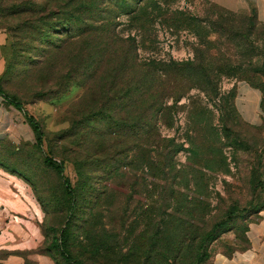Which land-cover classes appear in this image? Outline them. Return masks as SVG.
I'll return each instance as SVG.
<instances>
[{
	"label": "rangeland",
	"instance_id": "1",
	"mask_svg": "<svg viewBox=\"0 0 264 264\" xmlns=\"http://www.w3.org/2000/svg\"><path fill=\"white\" fill-rule=\"evenodd\" d=\"M251 8L230 25L207 0H0L1 86L43 133L0 96V211L29 222L23 264L245 247L264 209V100L257 126L234 105L240 82L264 83Z\"/></svg>",
	"mask_w": 264,
	"mask_h": 264
},
{
	"label": "crops",
	"instance_id": "2",
	"mask_svg": "<svg viewBox=\"0 0 264 264\" xmlns=\"http://www.w3.org/2000/svg\"><path fill=\"white\" fill-rule=\"evenodd\" d=\"M226 10L240 12L250 6L256 10L259 22L264 23V0H207ZM262 93L246 82L236 87L234 105L240 117L251 125L261 124L260 102ZM23 211H0V264H23L15 255L17 244L26 232ZM246 245L230 255L216 254L211 264H264V209L250 221L244 232Z\"/></svg>",
	"mask_w": 264,
	"mask_h": 264
},
{
	"label": "trees",
	"instance_id": "3",
	"mask_svg": "<svg viewBox=\"0 0 264 264\" xmlns=\"http://www.w3.org/2000/svg\"><path fill=\"white\" fill-rule=\"evenodd\" d=\"M218 6V5H217ZM220 9H217V15H220L221 17L223 16V19L226 21V23L232 25L234 23V19L237 17L234 13L235 12H232V11H229V10H226L220 6H218ZM251 12L254 13V17L253 19L255 18V21H257L258 23H260L262 26H264V23H261L258 21L257 19V16H256V10L254 7L251 8ZM253 25H255V23H253ZM189 64L188 63H182V66L183 67H186L188 66ZM221 69H224V66L221 68ZM252 87L258 89L261 93H262V98H261V102H263L264 100V83H260V84H257V85H252ZM0 96L5 100L7 101L11 106H13L15 109L23 112V115L25 117V119L27 120V122L30 124V126L33 128L35 134H36V138H37V141L38 143L41 142V137L43 136V133H42V130H41V125L39 124V122L34 118L32 117L31 115H29L26 110L24 109L23 105L18 102L14 97L10 96L9 94H7L3 89H2V86H1V82H0ZM261 102H260V105H261ZM49 163H52L51 160H48ZM57 169L62 177V179H64L63 177V168L61 165H57ZM64 183H66V180L64 179ZM66 188L69 190V187L68 185H66ZM262 210V209H261ZM212 232V231H211ZM211 232L207 233L206 235V238L207 240L210 239L211 237ZM50 247L52 249H59L58 245H57V241L55 238L52 239V242L50 244ZM62 257H64L66 260H70V257L63 254L62 253ZM202 258H197L196 262L193 263V264H200L202 262Z\"/></svg>",
	"mask_w": 264,
	"mask_h": 264
}]
</instances>
